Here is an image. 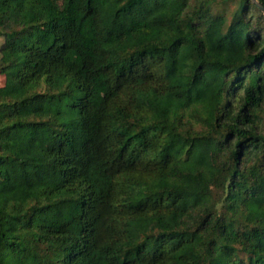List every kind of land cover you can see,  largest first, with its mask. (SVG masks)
<instances>
[{"label":"trees","instance_id":"16d2710c","mask_svg":"<svg viewBox=\"0 0 264 264\" xmlns=\"http://www.w3.org/2000/svg\"><path fill=\"white\" fill-rule=\"evenodd\" d=\"M0 74V264H264L253 0H0Z\"/></svg>","mask_w":264,"mask_h":264},{"label":"rangeland","instance_id":"374dc122","mask_svg":"<svg viewBox=\"0 0 264 264\" xmlns=\"http://www.w3.org/2000/svg\"><path fill=\"white\" fill-rule=\"evenodd\" d=\"M5 83V77L0 74V86H3Z\"/></svg>","mask_w":264,"mask_h":264},{"label":"water","instance_id":"95a60500","mask_svg":"<svg viewBox=\"0 0 264 264\" xmlns=\"http://www.w3.org/2000/svg\"><path fill=\"white\" fill-rule=\"evenodd\" d=\"M255 3H256V5L264 12V6L262 5V4H260L258 1H256V0H253Z\"/></svg>","mask_w":264,"mask_h":264}]
</instances>
